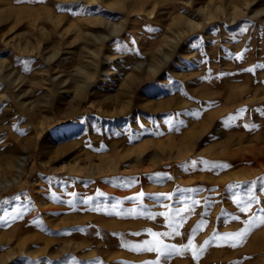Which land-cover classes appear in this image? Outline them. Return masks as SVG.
Returning <instances> with one entry per match:
<instances>
[{"label": "rangeland", "instance_id": "1", "mask_svg": "<svg viewBox=\"0 0 264 264\" xmlns=\"http://www.w3.org/2000/svg\"><path fill=\"white\" fill-rule=\"evenodd\" d=\"M95 1L0 0V264H264V225L193 259L264 208V0Z\"/></svg>", "mask_w": 264, "mask_h": 264}, {"label": "snow or ice", "instance_id": "2", "mask_svg": "<svg viewBox=\"0 0 264 264\" xmlns=\"http://www.w3.org/2000/svg\"><path fill=\"white\" fill-rule=\"evenodd\" d=\"M19 2V0H18ZM132 43L134 44V40L132 41ZM257 67H264V65H258ZM246 71H253V69H247ZM247 127V126H245ZM193 164H195V161L193 162ZM220 167H224L223 165H220ZM127 185H132L135 183V180H128L126 182ZM178 191H196V192H200L202 191V189H195V190H178ZM72 196H75V193L71 194ZM97 195H100L99 193ZM144 194L141 193L140 196L142 197ZM171 197H165V199H170ZM89 200L91 198H88ZM132 199H136L135 197ZM183 203L187 204V200H183ZM257 201H255V199L253 198L250 201L245 202L243 205L241 204H237V206L240 208V210L242 212L248 210L251 206L252 203H256ZM69 207L73 206V201H68L67 202ZM81 203H86V201L82 200ZM199 204L198 200H192L191 204L188 205V211L189 213L191 211L194 210L195 206ZM181 209H177L176 212L174 213L173 217L171 218L169 224L167 225V227L170 229L169 232H165V233H153L151 230H146L148 232L149 235L155 236V237H174L177 235H180L179 232V228L182 226V224L185 222V218L183 216L180 215L181 213ZM119 215V213H117ZM142 215V213H140ZM176 216H180L179 220H176L175 217ZM204 216H207V212L204 213ZM149 219H154L153 216H148ZM232 219L234 220H238L239 217H232ZM259 220V223H255L256 220ZM250 221H244L246 227L245 229H242L240 232L238 233H228V234H224L223 236H221L218 232H214L213 233V237L211 240L209 241H205V244L202 246H199L196 251L193 253V259H197V255L202 252L204 250V248L206 246H208L209 244L213 243V241H215L216 239H221V240H229L230 238H238L240 243H243L244 240L247 238V236L251 233V231L253 230L254 227H259L261 225H264V208H260L258 213H255L252 217H250ZM206 221L202 218L200 223L197 224L193 230L192 233L190 234V236L188 237V242L186 245H181L180 247L185 251H189L190 249L196 247L193 243L194 237L195 235L202 229L203 226H205ZM135 235H140V233H136ZM229 246L235 247L237 246L235 243H231ZM134 250H140V251H149V252H156L157 256L159 258H167L170 256H174L177 254V252L179 251L178 247L176 245H172V244H165L163 243V240H156L154 242H150V241H144V243L142 245H136L134 246ZM151 264H159V259L157 261L151 262Z\"/></svg>", "mask_w": 264, "mask_h": 264}, {"label": "bare ground", "instance_id": "3", "mask_svg": "<svg viewBox=\"0 0 264 264\" xmlns=\"http://www.w3.org/2000/svg\"><path fill=\"white\" fill-rule=\"evenodd\" d=\"M89 3H95L96 1L95 0H87ZM191 0H185V3H187L188 5L190 4L189 2H190ZM111 5H113V6H117V7H120L121 5H122V2L120 1V0H114L113 2H112V4ZM116 9V8H115ZM154 9H155V7H153V8H150V9H148L147 10V13L148 14H150V15H152L153 14V11H154ZM147 13H145V14H147ZM125 14V13H124ZM202 14L203 15H207L208 16V18L210 19L211 18V16H210V13H206V10H202ZM126 15V14H125ZM149 17V16H148ZM231 17H232V20H234V15H231ZM126 20V19H125ZM97 22H100V19H98L97 18V20H96ZM208 22V21H207ZM187 23L189 24V25H191L193 28H199L200 26H201V23H196V22H194V21H190V20H188L187 21ZM117 27H118V24H115L114 25V30H113V32L115 33L116 31L115 30H117ZM121 27V26H120ZM175 30H177V29H175ZM180 30H182V29H180ZM184 31V30H183ZM173 33H174V31H173ZM175 35V34H174ZM176 37V36H175ZM103 38V34L102 33H96V34H94L93 35V39L94 40H100V39H102ZM183 38V35L181 36V33H178L177 34V37H176V39L174 38V39H172V40H175V41H178L179 39H182ZM168 41H169V39H167ZM179 42V41H178ZM169 44H170V42H169ZM173 45V44H172ZM176 45V44H175ZM172 47H175V46H172ZM95 55H97L98 53L97 52H93ZM97 60V59H96ZM101 60V59H100ZM92 61V60H91ZM95 62V61H94ZM96 62H98L99 63V61H96ZM93 66V65H92ZM254 92H255V90H254ZM225 134V133H224ZM223 134V135H224ZM261 157H262V155H261ZM25 156L24 157H22V158H20L19 160H18V168H19V170H23V168H24V166H25ZM234 159V158H233ZM262 160V159H261ZM260 162H262V161H260ZM259 163V162H258ZM119 192V191H118ZM122 196H124L123 194H121ZM126 195V194H125ZM49 208H52V207H49ZM47 210H48V208H47ZM49 211V210H48ZM51 211V210H50ZM61 255V254H60Z\"/></svg>", "mask_w": 264, "mask_h": 264}]
</instances>
